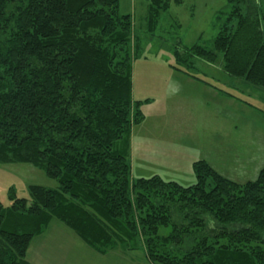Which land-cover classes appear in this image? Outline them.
<instances>
[{"label":"trees","instance_id":"16d2710c","mask_svg":"<svg viewBox=\"0 0 264 264\" xmlns=\"http://www.w3.org/2000/svg\"><path fill=\"white\" fill-rule=\"evenodd\" d=\"M149 31L172 0H149ZM177 4L185 0H174ZM212 47L175 50L264 90V0H227ZM159 17V18H158ZM120 0H0V162L59 181L0 201V264H32L33 239L57 219L99 254L143 251L150 264H264V167L244 184L194 162L196 183L132 177L139 47ZM171 227L170 232L161 229Z\"/></svg>","mask_w":264,"mask_h":264},{"label":"rangeland","instance_id":"374dc122","mask_svg":"<svg viewBox=\"0 0 264 264\" xmlns=\"http://www.w3.org/2000/svg\"><path fill=\"white\" fill-rule=\"evenodd\" d=\"M149 0H120L132 15L139 39L133 62V99L143 119L134 126L129 160L132 177L158 173L189 186L193 164L204 160L222 176L244 184L264 167V90L221 70L220 62L196 59L193 67L177 61L181 42L207 48L217 35L214 24L227 0H172L149 31ZM143 174V175H141ZM191 183V184H190ZM58 189L57 179L29 162H0V201L11 206V192L30 199V186ZM170 232L171 227L161 229ZM139 261L143 251L133 253Z\"/></svg>","mask_w":264,"mask_h":264},{"label":"crops","instance_id":"0c3cea01","mask_svg":"<svg viewBox=\"0 0 264 264\" xmlns=\"http://www.w3.org/2000/svg\"><path fill=\"white\" fill-rule=\"evenodd\" d=\"M160 176L165 180L176 181ZM133 253L135 252L99 254L73 230L54 219L42 234L33 239L27 252V259L32 264H150L144 254L137 261Z\"/></svg>","mask_w":264,"mask_h":264}]
</instances>
